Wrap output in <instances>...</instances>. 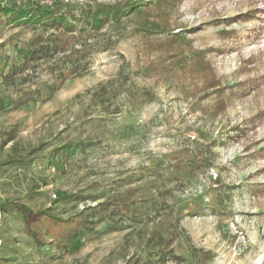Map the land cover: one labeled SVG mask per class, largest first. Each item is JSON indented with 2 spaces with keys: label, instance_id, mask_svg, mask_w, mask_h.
Returning a JSON list of instances; mask_svg holds the SVG:
<instances>
[{
  "label": "rangeland",
  "instance_id": "374dc122",
  "mask_svg": "<svg viewBox=\"0 0 264 264\" xmlns=\"http://www.w3.org/2000/svg\"><path fill=\"white\" fill-rule=\"evenodd\" d=\"M150 1L0 21V264H264V0Z\"/></svg>",
  "mask_w": 264,
  "mask_h": 264
},
{
  "label": "trees",
  "instance_id": "16d2710c",
  "mask_svg": "<svg viewBox=\"0 0 264 264\" xmlns=\"http://www.w3.org/2000/svg\"><path fill=\"white\" fill-rule=\"evenodd\" d=\"M3 1L0 0V21L5 22L6 25H43L50 29H63L68 33H76L78 30L85 32L88 29L99 30L110 24H120L124 19L140 14V9L143 7L140 0H128L123 7L96 6L81 9L80 16L76 17L66 8L68 5L63 0H5L4 5ZM158 2L168 4L173 0L150 1L155 4ZM72 21L77 23L73 24ZM151 29L160 31L159 26ZM202 72H206V77L213 82L209 89L220 88L221 83L212 74V70L204 67ZM54 91L56 90L53 88L49 92L50 95ZM219 97L218 108L223 110L226 102L222 99V95Z\"/></svg>",
  "mask_w": 264,
  "mask_h": 264
},
{
  "label": "built area",
  "instance_id": "2783aa9c",
  "mask_svg": "<svg viewBox=\"0 0 264 264\" xmlns=\"http://www.w3.org/2000/svg\"><path fill=\"white\" fill-rule=\"evenodd\" d=\"M52 198H53V199H56V198H57L56 194H53V195H52Z\"/></svg>",
  "mask_w": 264,
  "mask_h": 264
}]
</instances>
